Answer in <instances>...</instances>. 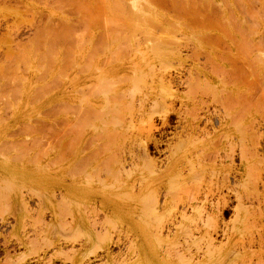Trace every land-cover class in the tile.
I'll return each mask as SVG.
<instances>
[{"label":"rangeland","instance_id":"374dc122","mask_svg":"<svg viewBox=\"0 0 264 264\" xmlns=\"http://www.w3.org/2000/svg\"><path fill=\"white\" fill-rule=\"evenodd\" d=\"M54 1L59 2V4L57 5ZM68 1L62 5L58 0H0V264H142V258L145 259L146 264H177V262L188 264L189 255H194V261H197L202 250H196L191 245L193 241L199 238L198 234L189 236L180 230L179 234L165 237L166 227L171 221V213L164 216L160 222V228L164 231L162 236L164 240L159 239L157 241V238L152 235L143 238L136 232L135 229L138 228L141 221L137 219L138 214L134 204L138 202L140 194L135 193L131 196L130 193H127L128 191H125L127 187L122 183L123 172L119 176H112L113 182H105L109 175L106 171L98 172L96 170L95 178L89 175L73 174L75 172L72 168L73 158H75L74 155L79 145V141H75L79 136L76 138L77 135L75 134L79 133L80 135L79 130L83 133L91 131L94 125L100 123L98 120L92 119L91 114L93 121L90 120L88 112H84L86 108L82 113L75 111V106H70L67 110L73 121L74 119H81L83 113L86 114L85 117L88 116L89 120L87 118L71 123V127L75 125L69 129L68 140L70 144H66L67 147H65L67 157L72 152L67 161V169L70 173L64 176V179L67 178V181L64 182L61 174L62 159H60V157L62 158L61 128L64 116V108L61 103V85L64 80H74L79 74L94 77V73L98 75L99 71L102 73L116 66L120 68L121 64L133 60L128 72L122 73L119 69L120 76L127 77V84H121L125 85L124 88L130 89L127 95L132 96L130 99L133 101L136 100L134 104L137 105L140 101L142 107L147 110L151 109L153 100L164 104L165 109L161 113L146 116V118L149 117L154 127L152 140H145L143 144L138 143L139 145L133 147L132 153L139 160L147 156L157 166L162 165L165 158L168 157L170 148L174 146L176 135L183 134L181 131L185 129L187 124L185 103H190V105L191 101L198 103L196 114L200 128L211 127L212 124H216L218 119H221L222 105L219 101L215 102L217 91L210 83H205L207 81L204 82L202 77L209 71L205 66L209 60V58L207 59L209 51L221 64L228 66L232 61L236 62V67L239 68L243 78V80L242 78L236 80V83L242 90L241 97L244 100L250 99L248 98L249 92H256L257 85L255 84L259 81V77L264 75V58H261L262 62L258 61L261 54L259 55L257 47H254L255 50L249 51L252 53L244 58L245 60L247 58L248 63V59L254 53L253 56L255 57L252 56L253 60L250 59L247 65L248 70H250H246L244 67L246 62L242 59L237 61V59L248 55L249 52L245 49L246 53L241 52V49H238L239 43L237 41L242 34L241 29L243 28L245 31L248 26L251 30V33L245 32L251 34L247 35L248 39L253 38L256 45H261L260 50L262 57H264V15H262L264 14V0H255L256 2L253 0H214L216 5L213 6L211 4L215 3L210 4L208 0H82V3L79 2L80 0ZM114 1L121 4L117 5L120 9L111 5L112 2L116 4ZM92 2L98 8L95 7L96 11L101 13V17L98 16L97 12V14L94 13L93 9L95 8L92 6ZM217 2L221 9L218 10L225 15L223 16L225 20L222 18L224 26L221 22V26L224 28L221 27L222 32L220 33V37L223 36V39H218L217 43L213 39V43H211L202 37L203 32L202 35L198 33L201 30H206L203 17L208 14V10L219 7ZM248 4L251 6L249 7ZM82 5L86 9L80 7ZM88 5L92 10L88 8ZM201 5L204 9L200 8ZM121 9H123V13H121ZM245 9L247 10L245 11ZM90 13H94V16L97 15L105 22L93 21ZM234 19L235 21H233ZM61 22L69 23V28L68 25L65 27L72 28L71 36V33L64 27L68 31L66 35L72 37H69L71 40L66 38L67 36L64 37L65 34L59 35L61 32L57 27H62L63 23ZM103 22L107 24L104 26ZM107 26L111 29L115 27L113 30L120 35L127 34L129 30L147 31V33L131 35L133 40L122 38L118 46L117 43L115 45L110 44L109 47L117 46L114 48L115 50L112 49L113 47L107 46L103 51L102 49H99L100 52L98 50L97 52L92 51L94 49L88 44L90 34H99L104 30L103 27L107 28ZM226 30L228 31L226 32ZM227 33L230 34L227 35ZM57 34L60 38L59 41ZM108 48L110 54L105 51ZM79 63H82L80 64L81 70L78 67ZM247 71L248 73L251 71L252 74L248 76ZM192 73L195 74V83L189 85V75ZM258 73L262 74L259 76ZM141 77L143 78L142 81H140ZM151 77H158V79L163 77V79L158 81L152 80ZM246 77L248 79L244 80ZM240 81H245V84ZM89 82L85 86L89 87L92 83L95 85L94 82ZM228 82L230 81L223 80L222 77L221 83L223 85L226 86ZM71 85L69 84V87ZM71 87L69 89L70 98L76 93L72 92L75 89V84ZM94 88L93 91H95ZM260 92L258 95L256 94L257 97ZM78 95L77 93L76 98L79 97ZM94 96H85L88 98V106L100 94L95 93ZM200 96L202 97L201 100ZM127 98L130 100L128 96ZM83 99L84 103L86 99ZM261 106L264 108V102H261ZM254 107L257 108V105ZM259 111L262 113L261 110ZM76 112L78 115L81 113L79 118H73L75 117L73 114ZM78 115L76 114V117ZM141 122L139 121L140 125ZM85 123L87 124L86 127H84ZM256 128L261 139V149L258 150V154L263 157L264 127L258 126ZM256 128H252L251 132H254ZM135 130L133 128L134 132ZM73 133L75 136L73 135L74 138L71 140ZM99 142L101 143V141L89 143V146L84 144V146L86 145L85 148L87 147L84 148V154L85 152L89 153L90 149L96 151L98 147L96 145ZM234 144L236 143L215 139L212 147L217 145L231 147ZM99 149L100 147H98ZM234 149L227 158L219 155L222 149L219 153L211 155L209 160H206L208 166L216 167V171L211 175L208 168L209 171L204 173L206 176L208 174V178L205 177L201 183H198L196 178H188L186 187L180 192H175L180 198L173 195L179 211L189 199L205 203L208 208L211 207L210 203H218V206H221L223 201L226 202V207L217 211V227L211 232L212 246L208 252L203 249L205 255L207 253L203 264H264V237L257 236L258 232H264V202L259 208H253L260 209L263 213L260 216L257 214L253 220L250 216L247 222L240 223L238 234L233 236V224L230 219L233 216L232 210L237 203L233 181L236 171H239L237 168L240 159L238 146L236 145ZM210 150L202 148L201 153H209ZM120 151L112 154L113 158L102 159L101 163L108 161L110 164H118L120 158L115 156ZM129 153L131 152L127 151L121 161L125 159L128 161L131 157L128 156ZM45 164H48V167H45ZM261 164H264V161ZM233 167L232 173L229 169ZM261 170V180L264 183V169ZM76 171L79 172V169L77 168ZM129 174L134 175L133 170L127 171V175ZM209 176L212 179L211 182ZM130 180L133 189L136 191L139 188L140 179L130 178ZM167 183L152 182L153 187L157 186V190H161L158 195L159 205L164 202L165 196L163 195L165 193L163 191L166 189ZM65 184L69 194L77 201L78 207L71 209L74 211L73 213L60 208V194ZM75 184L78 185L75 186ZM69 188L73 190V194ZM92 188L95 193L94 190H91ZM171 195L169 194L168 198L172 201L174 199L170 197ZM186 195L193 196L188 199ZM126 196L130 197L126 198ZM136 197L138 198L136 199ZM101 199L107 200L108 211L111 210L110 212L100 209ZM79 200L80 203H84L82 204L83 207H79ZM130 205H133L134 208ZM213 211H215V207ZM80 214L84 217V221L81 220L82 227L79 226L80 224L75 225L76 221H73V217ZM253 227L255 228L253 229ZM231 232L232 237L228 239L227 236ZM252 241L253 244H251ZM242 244L243 246H241Z\"/></svg>","mask_w":264,"mask_h":264},{"label":"bare ground","instance_id":"6f19581e","mask_svg":"<svg viewBox=\"0 0 264 264\" xmlns=\"http://www.w3.org/2000/svg\"><path fill=\"white\" fill-rule=\"evenodd\" d=\"M58 1H60V3L62 5H64L66 1L69 2L68 0H66V1L63 0V2H62V0H58ZM77 1H79V0H77ZM81 1L82 0H80L79 2H81ZM111 1H113V0H111ZM121 1H119V2L121 3ZM253 1H255V0H253ZM54 2L57 3V1H54ZM208 2H210V4L215 3V4H211L212 6L216 5L215 1L212 2L211 0L210 1L208 0ZM124 3H126V2H124ZM198 3H199V1H198ZM58 4H59V2L57 3V5ZM92 4H93L92 6L95 8L96 7V6H94L95 4L93 2H92ZM111 5H113L115 8H118V6L121 4H118V3L113 4V2H112ZM122 5H123V2H122ZM209 5H208V7H209ZM66 6H68V5H66ZM217 6H219L218 2H217ZM225 6H223V7H225ZM248 6H249V4H248ZM80 7H83V5ZM244 7H245V5H244ZM8 8L10 9V7H8ZM58 8H59V6H58ZM83 8L86 9L85 7H83ZM88 8H90V10H92L89 5H88ZM96 8L93 9V11L95 14L98 13V16H100L101 13L96 11ZM200 8H203V6ZM118 9H120V8H118ZM218 9H220V6L213 8V10H208V14H205L203 17V21L205 24L204 26H205L206 30L205 31L201 30V32L198 33V34H201L203 32L202 33L203 35L201 34L202 37L204 39H206V41L208 40L211 43H213V39L217 43L220 40V38L223 37V36L220 37V33L222 32V30H221V27H222L221 22L223 23L222 18H223V20H225L223 17L225 15H223L222 11L220 12ZM122 10L123 9H121V13L124 12ZM125 10L127 11V9H125ZM195 10L197 11L198 8ZM246 10L247 9H245V11ZM126 11H125V13H126ZM200 11H202V10H200ZM88 12H89V9H88ZM205 12H207V10ZM94 13H92V14L90 13L91 17H93V19H94L93 20L90 17L91 20L98 21V22L100 20L104 21L103 19H100L101 16L99 18L97 15L94 16ZM193 14H195V12H193ZM221 14H222V16H221ZM228 14H227V16H228ZM90 15L88 14V16H90ZM248 15H249V13H248ZM262 15H264V14H262ZM94 17H97V18H94ZM21 19H22V17H21ZM163 19H164V17H163ZM233 21H235V19ZM236 21H237V19H236ZM242 21H244V20H242ZM63 22H61V23H63ZM106 22H107V20H106ZM231 22H232V18H231ZM93 23H95V22H93ZM64 24L65 23H63V25H62L64 30L62 29V27L61 28L59 26L57 27L59 29V32H61L60 34L59 33L58 34L59 35L65 34L64 37L67 36L66 38H69L72 36V33H71L72 28L68 29L69 23L67 24V22H66V24L65 25ZM100 24H101V22H100ZM106 24L104 23V26ZM198 24H199V22H198ZM67 25H68V28H66ZM70 26H71V24H70ZM223 26H224V23H223ZM64 27L69 31V33H71V36L69 35V37H68V35H66L68 33V31ZM105 28L103 27L104 30L101 31L99 34H90V39L88 40V42H89L88 44L94 49L92 51L97 52V50L99 51V49L100 50L102 49V51H103L104 49L107 48V46L109 47L110 44L115 45V43H117L116 45L118 46V43H119V41H121L122 38L133 40L131 38V35L135 36L136 33H141V34L147 33V31L140 32V31H130L129 30V31H127L128 32L127 34L120 35L115 30H113L115 27L113 29H111L108 26L106 29ZM222 28H224V27H222ZM242 29H241L242 34H241L239 40L237 41L239 43L238 49H241V52L244 51L246 53V51L247 52L252 51V50L254 51L255 48L257 47V50L259 51V55L261 54L260 55L261 57H259L260 59H258V61L262 62L261 58H264V57H262V53H261L262 51L260 50L262 48L261 45L260 44L256 45V42H255V40H253V38L250 40L248 39L247 35H251V34L245 33L246 31H248V33H251V30H250V28H248V26H247V28H245V31H244V29L243 30ZM65 30H66V33H65ZM77 31H79V30L77 29ZM227 31L228 30H226V32ZM237 31L240 32L239 30H237ZM54 32L56 33L57 31H54ZM54 32H53V34H54ZM50 33H51V30H50ZM223 33L225 34V32H223ZM58 34H57V38L59 36ZM149 34H151V32H149ZM228 34H230V33H227V35ZM48 35H49V33H48ZM81 36H83V35H81ZM46 37H47V35H46ZM57 38H56V40H57ZM42 39H44V38H42ZM48 39H49V37H48ZM59 39L60 38H58V41H59ZM76 39H77V37H76ZM63 40H64V38H63ZM83 40H84V38H83ZM47 42H49V41L47 40ZM210 42H208V43H210ZM204 44H205V42H204ZM173 45H175V44H173ZM240 46H241V48H240ZM111 47H113V46H110L109 48H111ZM116 47H113L112 49L115 50L114 48H116ZM109 48L107 49L108 51L105 50L108 53H109ZM242 48H243V50H242ZM38 50H39V48H38ZM118 51H119V49H118ZM118 51L116 50V52H118ZM110 52L113 53L112 51H110ZM167 52H168V50H167ZM252 52L247 53L248 55H246V56H242L240 53H238L243 58L242 57L238 58L237 61H239L240 59L245 61L246 66H244V67H246V70H248V68H249L247 66L249 63V60L255 56H253L254 55V53H253V55H252L253 57L250 56V59H248V63L246 61L247 58H246V60L244 58L249 56V54ZM245 53H244V55H245ZM111 56L114 57L113 55H111ZM225 56H226V54L224 55V57ZM108 57H107V59H108ZM161 57H163L162 54H161ZM109 58H111V57H109ZM208 58H209V60H207V63L205 62L206 63L205 66L207 67V70H209V71L206 73V75L204 74V76H202V77H203L204 82L207 81L205 83H210L217 91V96H216L217 100H215V99L214 100H215V102L219 101L220 105H222L221 115H220L221 119L220 120L218 119L216 121V124H212L211 127L200 128V124L197 121L198 115L196 114V110H197L196 106L198 105V103L196 104L195 101H191V105H190V103L189 104L185 103V106L187 107V116H186L187 117V120H186L187 124L185 125V129L181 131V132H183V134L180 135V133H179L178 135H176V141L174 143V146L170 148V152L168 154V157L165 158L164 163L162 165H159V166H157L156 163L153 162V160H151V159L149 160V158L147 156H145V157H143V159L139 160L137 158V156H135V154L132 153L133 147H136V145H139L138 143L141 142L143 144V141H145V140H148V141L152 140L154 127H153L152 122L149 120V117L146 118V116L154 114V113H161L165 109L164 104H162L161 102H159L157 100H153L151 102V104H152L151 109L147 110V109L142 107V104L139 101L141 99L138 100L139 102L136 105V104H134L136 102V100L133 101L132 99H130L132 96L127 95L128 94L127 92L130 91V89L124 88L123 86H125V85H121V84H127L126 83L127 77L122 76V75L120 76L121 73H120L119 69L121 70L122 73L128 72V70L130 69L129 66L133 62V60L127 61L123 65L121 64L120 68H117V66H116V67L111 68L110 70L103 71L102 73H100V71H99L98 75L94 73V77H88L89 75L83 76L82 74H79L76 78H74V80L73 79L72 80H68V79L64 80L62 85H61V103H62V107L64 108V111H63L64 116H63V123H62V128H61L62 158L60 157V159H62L61 174L63 176L64 182L67 181V178L64 179V176L65 175L67 176V174L70 173V171L67 169L68 168L67 167V163H68L67 161H68L69 155H71V153H72L71 152L70 154H68V157H67V154L65 153V147H67L66 144H70L69 140H68V135L70 134L69 129H70L71 125L74 123V121L78 122L81 119H87L88 118V116L85 117L86 114H84V113H83L84 115L83 114L81 115V117L82 116L83 117L81 119L79 118V115L86 108L84 112L87 111L88 115L91 114L93 116L92 119H96L100 123H98L97 125H94V127H92V130L91 131L89 130L86 133H83V131L79 130L80 135H79V133H77V134H75L77 136L74 135V133L77 131L75 129H74L75 132L72 130V132H74L72 134V136L74 135L76 138L79 136L77 139H75V141H77V140L79 141V145H78V148L76 149V152L74 155L75 158H73L74 162L72 163L73 164L72 168L74 170L71 168L73 170V172L74 171L75 172L73 173L71 171V173H73L74 175H80V174L87 175V176L89 175L90 177L93 176L95 178L96 170H98V172L106 171L107 175L108 174L109 175H108V178L105 179V182H108V181L113 182L112 176H116V175L119 176V175H121L120 173L123 172L122 176L124 178L122 179V183L127 187L125 189V191H128L127 193L128 194L130 193L131 196H133L135 193L140 194V196H139L140 198L136 197V199L138 198L139 200H137L138 202H136V204H134V205H136L135 208H136V212L138 214L137 219H139V221H141V224H139L138 228L135 230L141 237L146 238V237L152 235L154 238H157V241L159 239L164 240L162 237L164 234V231L162 228H160V222L163 220L164 216H166L169 213H171V218H170L171 221L166 227L167 233L165 234V237H169L171 235L174 236L176 234H179L180 230H181V232H183L186 235L189 234V236H192L194 234L195 235L198 234L197 236L199 238L196 241H193L191 246H193L196 250H202V251L199 254V256L197 257V261H194V255H189L188 264H203L204 261L206 260L205 256L207 255V253L205 255V251L203 249L207 250V252H208V250L212 246L211 232L213 230H215V228L217 227V225H216V220H217V216H218L217 211L219 209L221 210L222 208L226 207V205H225L226 202L223 201L222 202L223 204L221 206H218V203L217 204L216 203H210V206H211L210 207L211 209H210V208L206 207L205 203H202L199 201H192V199H189L194 194L191 196L186 195V197L189 200L186 201V204L182 205L181 210L179 211L176 207L175 199H174L173 195L176 196L177 198H180L175 192H180L186 187L188 178H193V179L196 178L197 182L201 183L202 181L205 180V177L208 178V174H207V176H206V174H204V173H206L207 170L209 171V169H210L211 175L213 174V172L216 171V167L208 166V163L206 160V159L209 160V157L211 155L213 156L214 153H219V151L222 149L221 154L219 153V155H221L224 158H227L230 155V153L235 150L234 147L236 145L238 146V153L240 155L239 156L240 159H239V166L237 169L239 171L238 172L236 171L235 179L233 181L234 182L233 190L235 192V198H236L237 203H236L235 208L232 210L233 216L230 219V221L233 224V226H232L233 236L238 234L240 223L247 222V220H249L250 216H252L251 218L253 220L257 214H259V216H260L263 213L260 211V209H257V208L253 209V208L254 207L259 208L264 202V183L261 180V173H262L261 169H264V164H261V163L264 161V159H263L264 156L262 157L261 155L258 154V150L261 149V139H260V134L258 133V130L256 128L258 126L264 127V108L261 106V102H264V80H263L264 75L259 77V81L256 84L254 83L255 85H257L255 88L256 92H249L248 98H250V99L244 100L241 97V94H242L241 91L242 90L239 89V87L237 86L238 84L236 83V80L242 78L241 77L242 75L240 74L239 68L236 67V62L232 61L231 64L228 63L229 64L228 66H226V64L225 65L221 64L220 62H218L219 60L215 59V57L212 55L211 51H209V53L207 55V59ZM235 58H237V57H235ZM106 60H105V62L108 61V60L107 61ZM115 60H118V59L115 58ZM220 60H222L221 57H220ZM230 60H232V59H230ZM252 60H251V62H252ZM90 61H91V59H90ZM251 62H250V64H251ZM89 63H87V64L89 65ZM80 64H82V63L78 64L79 68L81 67ZM219 65H221V66H219ZM139 66H141V65H139ZM81 68H80V70H81ZM85 69H88V68H85ZM99 69H100V67H99ZM248 71H247V73H248ZM247 73L244 72V74H247ZM262 73H258V75L260 76ZM192 74L189 75V77H190L189 78V85H194V83H195V76H194L195 74H193V76H192ZM250 74H252L251 71L248 73V76ZM254 74H256V73H254ZM222 77H223V80L225 79V80L230 81V82L226 83V86L221 83ZM151 78H152V80L154 79V80H158V81L163 79V77H161L159 79H158V77H156V78L151 77ZM246 79H248V78L246 77L244 80H246ZM142 80H143V78L141 77L140 81H142ZM242 80H243V78H242ZM73 81H75V82L72 83ZM87 82H89V83L94 82L95 85L92 83V85H89V87L85 86V84ZM123 82H125V83H123ZM224 82H226V81H224ZM240 82H239V84H241L243 82L245 84V81H243L241 83ZM69 84H72L71 86H73V84H75V89H73L72 92H74V93L76 92V93H75V96H73L72 98H70V94H69V89L71 87V86L69 87ZM244 86H246V85H244ZM93 88L95 91H93ZM257 89L261 91V92L259 91L260 95L258 97H257V95L259 92ZM91 91L95 92L97 95L100 94V96L93 103H91L88 106V103H87L88 98H86V97H88V96L89 97L90 96L95 97L94 96L95 93H93ZM77 93L79 94L78 96L80 98L79 97L76 98ZM201 94H204V93H201ZM130 95H132V94H130ZM133 95H135V94H133ZM127 96L129 97L130 100H128ZM82 97L86 99L85 100L86 102L84 101V103H83L84 99ZM199 98L201 100L202 97L200 96ZM254 105H257V108L254 107ZM70 106H72V107L75 106L74 110L81 112V113H79V115H78V112L73 114V115H75V117H73V118H79L78 120H75V119H74V121L71 120V117L69 116V111L67 112V110ZM69 110H71V109H69ZM258 110H261L262 113H260V111L258 112ZM72 111H73V109H72ZM75 111H73V112H75ZM76 114L78 115L77 117H76ZM91 115H90V120H92ZM217 118H219V117L217 116ZM88 120H89V118H88ZM71 121H73V122H71ZM139 121H142L141 125L139 124ZM89 125L93 126L91 123ZM82 126H83V124H82ZM86 126H87V124L85 123L84 127H86ZM72 127H71V129H72ZM133 128L136 129L135 132L133 131ZM252 128L253 129L256 128L254 132H251ZM77 129H79V128L77 127ZM81 132H82V134H81ZM74 136L72 137L71 140H73ZM213 138L220 140V141H230V142L236 143V144H234L231 147H227V146H223V145H217V146L212 147V143L215 140ZM96 141H101V143L99 142V144L96 145V146L100 147V149L98 150V147H97V149L95 148L96 151L93 149H90L89 153L85 152V154H86L85 155L84 154V148L86 145L84 146V144H87V146H89L90 144H93ZM76 143H78V142H76ZM76 143H74V144H76ZM54 146H56V145H54ZM73 147H75V146H73ZM221 147H227V148H221ZM202 148L211 149V150L209 153H206V152L201 153ZM73 150H74V148H73ZM119 150H121V151L115 156L116 158H120L117 162L118 164H110L108 161L101 163L102 159L108 160L110 158H113L112 154L116 153ZM70 151H72V150H70ZM127 151L131 152L128 155L131 157H129L128 161L126 159L124 160L125 162L123 160L121 161V159L123 157H125V153ZM67 153H68V151H67ZM258 156H260L262 158H259ZM132 160H134V162H132ZM52 164H54V163H52ZM36 165H37V163H36ZM47 165L45 164V167ZM68 166H70V165H68ZM127 166H129L128 169H127ZM77 168L79 169V172L76 171ZM131 170H133L134 175H131V174L127 175V171H131ZM229 170L233 173L234 167L230 168ZM69 175H71V174H69ZM130 178H135V180L137 178H138V180L140 179V185L136 191L132 187V183H131ZM78 179H80V178H78ZM80 180H82V179H80ZM171 180H173L174 182ZM156 181H158L159 184H162L164 182H168L166 185L167 187H165L166 189L163 191L165 193L163 195V196H165V199H164V202L162 205L158 204V201H159L158 195L161 193L160 192L161 190L160 189L157 190V186H154V187L152 186V182H156ZM209 181L210 182L212 181L210 176H209ZM1 182H5V181H1ZM76 185H78V184H75V186ZM163 189H164V187H163ZM91 190H94V189L92 188ZM154 191H156V192H154ZM71 192L73 194V190H71ZM94 193H95V190H94ZM169 194H172L170 197H172L174 199V200H172L173 201L172 204H171L172 201L169 200V198H168ZM129 197L130 196H126V198H129ZM76 199H78V198H76ZM4 200H6V198H4ZM60 200H61L60 201V208L64 209V211L68 210V212L73 213L74 211H72L71 209H73L74 207H78L77 201H75L74 197H72L69 194L68 187L66 186V184L64 185V188L61 190ZM134 201H135V199H134ZM134 201H133V203H134ZM79 203H80V200H79ZM107 203L108 202L106 199L105 200L101 199L99 206H100V209H102L103 211L110 212L111 210L108 211L109 208H108ZM247 203H248V205H246ZM82 204H84V203L81 202L79 204V207H83ZM215 204H216V206H215ZM22 205H23V203H22ZM4 206H5V204H4ZM131 207L134 208L133 205ZM214 207H215V211H213ZM89 209H90V207H89ZM60 211H61V213H63L62 210H60ZM112 213H113V211H112ZM57 215H58V213H57ZM81 220L84 221V217L81 214L77 217H73V221H76L75 225L80 224L79 225L80 227H82L81 226ZM153 222H154V224H153ZM247 225H250V224H247ZM254 228L255 227H253V229ZM225 232H227V231H225ZM232 232L227 236L228 239H230L232 237ZM257 236L258 237H261V236L264 237V232H258ZM251 238H253V237H251ZM203 243H204V245H203ZM251 244H253V241ZM241 246H243V244ZM142 249H144L143 246H142ZM142 251H144V250H142ZM245 251H248V249H245ZM147 254H146V256H147ZM141 262H142V264H146L144 258L141 259ZM177 264H183V263L177 262Z\"/></svg>","mask_w":264,"mask_h":264}]
</instances>
